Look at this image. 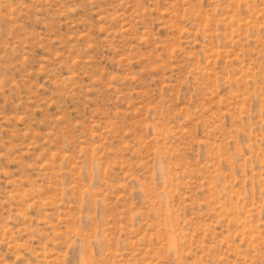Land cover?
<instances>
[{"label": "rangeland", "instance_id": "obj_1", "mask_svg": "<svg viewBox=\"0 0 264 264\" xmlns=\"http://www.w3.org/2000/svg\"><path fill=\"white\" fill-rule=\"evenodd\" d=\"M0 264H264V0H0Z\"/></svg>", "mask_w": 264, "mask_h": 264}]
</instances>
